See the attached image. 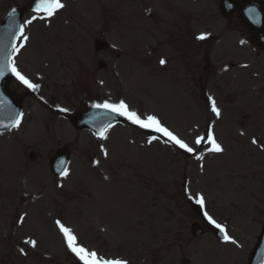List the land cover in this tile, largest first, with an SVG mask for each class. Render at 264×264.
Returning <instances> with one entry per match:
<instances>
[{
	"label": "rangeland",
	"instance_id": "obj_1",
	"mask_svg": "<svg viewBox=\"0 0 264 264\" xmlns=\"http://www.w3.org/2000/svg\"><path fill=\"white\" fill-rule=\"evenodd\" d=\"M26 2L0 0V22L8 8L24 6ZM61 2L65 8L60 13L53 18L37 16L32 20L34 24L24 29L28 40L21 37L18 48L22 42L25 45L16 51V63L12 62L39 87L25 91L27 116L20 127L0 140V198L8 187L1 182L13 188L21 184L23 165V201L32 205H23L20 212L26 216L17 220L11 212L15 211L12 203L17 200L7 195L10 199L2 202L4 217L0 222L5 228L0 227V264H72L62 247L57 221L71 229L77 244L99 254L101 259H120L127 264H247L264 221V198L259 196L264 194V151H259L264 150V53L249 45L241 49L242 44L234 42L233 37L227 38L229 34L236 41L246 40L234 23L226 34V21L219 15L217 0H197L196 14L202 23L210 19L218 22V31L224 29L220 34L211 33L216 36L211 37L213 41L199 44V60L204 54L211 56L209 49L215 51V58L220 55L229 60L224 61L226 71L212 58L210 63L205 60L210 65V78L201 83L196 79L197 86L207 92L201 101L183 62L172 55L170 48H165L170 64L150 74L160 77L165 89L171 91L170 99L160 85L131 81L132 71L147 78L152 76L144 75L151 61L149 56L145 57L149 61L144 58L139 66L129 67L131 17L136 11L137 30L145 36H136L138 50L143 51L152 40H157L151 57L155 60L163 46L158 40L160 33L185 35L184 27L189 22L178 26L170 10L185 0ZM143 6L150 11L149 15L137 12ZM142 16L144 19H139ZM194 29L202 32L204 27ZM72 30L79 36L72 34ZM96 39H105L115 46L122 53L121 60L111 56V50L94 52ZM99 58L106 62L105 70L97 68ZM201 65L206 67L205 63ZM15 86L18 85L12 84L11 88ZM132 88L144 92L145 98L138 99ZM237 95L247 98L234 112L229 104L237 101ZM207 97L214 99L220 109L219 119L214 117ZM42 98L52 110L40 104ZM123 99L132 107L130 111L141 118L156 117L194 151L179 153L166 143L148 144L146 136L131 126L117 125L105 138L97 140L86 131L73 130L59 112L60 108L80 111L96 104H118ZM208 129L223 148L220 156L212 157L206 146L197 148L193 143ZM63 146H69L73 160L69 174L55 180L49 174L48 160ZM31 154L36 156L34 161ZM226 158L230 159L228 167L241 178L239 184L232 185L238 190L234 206L240 207L243 214L231 218H226V211L233 204L224 199V194H228L224 181ZM216 176L219 180L214 179ZM198 193L207 197L210 214L226 221L235 244L216 241L205 224L203 243L201 238L195 240L190 236L191 224L201 221L194 215L188 198L194 200ZM18 196L14 193V197ZM257 197L263 200L251 209L250 204H256ZM19 229L22 235L37 234L33 262L13 258ZM204 248L210 250L208 257L200 254Z\"/></svg>",
	"mask_w": 264,
	"mask_h": 264
},
{
	"label": "snow or ice",
	"instance_id": "obj_2",
	"mask_svg": "<svg viewBox=\"0 0 264 264\" xmlns=\"http://www.w3.org/2000/svg\"><path fill=\"white\" fill-rule=\"evenodd\" d=\"M64 5L60 3V0H37V3L35 5V12H43L46 14L47 17H51L54 15L55 11L58 9L63 8ZM37 17L33 16L32 20H35ZM32 20L26 21L25 23H31ZM24 29L23 27L20 28V35L22 36L23 40H27L28 37L23 35ZM207 38L206 34H201L197 37L199 40H205ZM243 43V41H241ZM20 47H23V44L20 45ZM14 51H19V48H14ZM161 65L165 64V60H160ZM11 71L13 75L16 76V78L25 86H27L29 89H37L39 85L31 83L25 76H23L20 72L17 71V69L13 66L11 68ZM209 100L211 101V111L217 116H220V109L216 106V103L214 100H212L211 97H209ZM95 108H104L111 112L116 113L117 115L123 116L129 121H131L133 124H137L141 128H149L154 130L157 133H162L164 136L167 137L169 142L175 143L180 148L186 150L187 152L191 153L194 151L193 148L189 147L186 143H184L182 140L178 139L171 131H169L166 127L162 126L161 123L157 120L154 116H148L146 119L141 118L140 115H138L134 111H130L128 109V106L125 104L124 101H120L118 104H112V103H104V104H96L93 105ZM16 125L19 124V121L17 120L15 122ZM107 132V126L100 129V131L97 133L100 138H105V133ZM203 138L198 137L196 139V144L199 145L202 142ZM207 139L209 143L211 144L210 151L213 152H222L223 149L219 143L216 142L214 135L212 131L210 130L207 133ZM253 143H257L256 140H253ZM64 174L66 175L67 172L65 170ZM197 203L203 205L204 199L203 197H199L197 199ZM205 217L208 220L210 224H214L222 233H225V229L218 224L211 216H208L207 213H205ZM58 227L60 228V231L63 233L66 244L69 250H71L77 258L83 262V264H127L126 261H120V260H102L97 257V254L95 252H89L84 247L78 246L77 244V238L72 233L71 229L65 227L60 221L56 222ZM224 240L226 242H231L233 244L236 243L235 240H233L230 236H228L226 233L224 234ZM26 243L31 244L33 247L36 246L35 241H26ZM23 251V250H22Z\"/></svg>",
	"mask_w": 264,
	"mask_h": 264
},
{
	"label": "water",
	"instance_id": "obj_3",
	"mask_svg": "<svg viewBox=\"0 0 264 264\" xmlns=\"http://www.w3.org/2000/svg\"><path fill=\"white\" fill-rule=\"evenodd\" d=\"M4 82L5 83H3V86H4V88H6V86H7L6 80ZM85 117L83 119V116H81V114H76V115L73 116L71 122L77 128H92L94 130V128H93V127H95V125L93 124L94 122L91 119H87L85 121ZM54 166H55V160H52L51 161V167H54Z\"/></svg>",
	"mask_w": 264,
	"mask_h": 264
},
{
	"label": "bare ground",
	"instance_id": "obj_4",
	"mask_svg": "<svg viewBox=\"0 0 264 264\" xmlns=\"http://www.w3.org/2000/svg\"><path fill=\"white\" fill-rule=\"evenodd\" d=\"M73 34H75V35L77 36V34H76V33H73Z\"/></svg>",
	"mask_w": 264,
	"mask_h": 264
}]
</instances>
